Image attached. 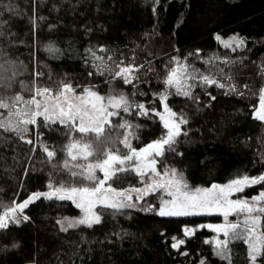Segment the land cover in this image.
Instances as JSON below:
<instances>
[{
    "label": "trees",
    "instance_id": "1",
    "mask_svg": "<svg viewBox=\"0 0 264 264\" xmlns=\"http://www.w3.org/2000/svg\"><path fill=\"white\" fill-rule=\"evenodd\" d=\"M217 36H237L244 44L230 50ZM176 57L202 67L206 74L210 71L202 60L218 57L231 64L220 62L218 72L223 74L215 72L224 88L210 85L197 88L191 97L170 96L168 105L188 122L174 150L167 147L160 158L159 168L177 170L193 188L264 175V122L254 118L264 88V0H0L4 85L16 73L11 86L0 87L1 92L31 97L34 87L55 91L61 83L80 89L93 86L101 92L115 86L148 110L160 111L158 97ZM121 62L139 68L132 84L114 77ZM136 121L140 131L134 148L166 135L155 115ZM120 122L116 119L114 125ZM123 134L124 129H113L110 135L122 139ZM39 138L41 144L36 142ZM76 138L78 133H68L58 123L45 128L43 121L31 125L24 139L0 129V215L14 206L13 201L48 192L49 184H89L62 169L68 158L65 146ZM43 146L56 152L51 161ZM100 147L119 148L120 154L128 151L118 141ZM111 183L119 190L142 185L131 170ZM263 190L260 182L241 195L251 198ZM145 201L157 204L152 198ZM97 212L99 224L61 231L57 221L80 216L81 210L71 200H35L24 209L28 220L0 229V264H229L216 254L214 232L198 228L220 217H168L138 208L98 207ZM191 226L195 231L185 236L184 229ZM173 237L185 243L172 248ZM228 239L230 264H252L248 245ZM256 264H264V255Z\"/></svg>",
    "mask_w": 264,
    "mask_h": 264
},
{
    "label": "snow or ice",
    "instance_id": "2",
    "mask_svg": "<svg viewBox=\"0 0 264 264\" xmlns=\"http://www.w3.org/2000/svg\"><path fill=\"white\" fill-rule=\"evenodd\" d=\"M217 40L221 38L216 37ZM225 47H231L235 43L237 47L244 44V40L238 37L230 38V41H222ZM103 51V49H101ZM95 56V53H93ZM97 60H103L104 57L97 56ZM110 59V57H109ZM176 61V67L169 69L164 83L166 86L175 89V94L191 97L192 85L186 83L188 80H196L197 76L189 71L187 64ZM211 63V61H209ZM227 63V61H225ZM123 65V62L116 65L117 70L114 72V77L123 80L124 84H132L138 79L134 75L139 71L135 65ZM3 66L0 65V68ZM139 67H143L140 65ZM195 71V70H193ZM16 75L12 73L8 85H4L5 77L0 74V87L11 86V80ZM39 75V74H35ZM91 75V73H89ZM199 79L207 85H216L224 88L225 85L218 83L212 75L199 74ZM229 79H231L229 77ZM23 88V82H21ZM244 87H247L245 85ZM30 99H25L22 95L16 94L13 97H0V109L8 110V116H15L16 122L5 118L0 119V129L6 132L15 133L21 139H24V134L29 132L28 125H37V118H42L44 127L47 128L50 124H60L68 133H78V139H71L70 143L65 146L67 156L71 161L84 160L88 161L90 157H97L95 163L87 164H72L69 161H64V167L68 170L71 177H78L89 182L88 186L82 187H60L53 188L48 185L50 191L44 193H33L21 203L13 201V207H7L6 211L0 215V229H6L9 222L18 224L21 217L17 212L23 213L35 200L44 197L46 199L57 198L59 200H71L75 206L83 212V216L78 219L68 220L67 228L63 227L61 221V231H67L68 228H75L80 225L92 227L94 224L101 222V215L95 209L97 206L102 208L120 209L123 207H134L133 204H125V200H131V191L137 193L143 192L147 194L155 189H168L167 195L170 200H162L157 214L159 216H190L201 214L219 213L223 215L225 221L228 220L230 214L242 216V220L237 222H229L224 225H202L213 231L223 233L224 237L237 240H243L248 245V256L252 264H256L258 257L264 255V192L258 196L252 197L251 202L246 199L232 200L229 197L236 192H242L246 186L255 185L264 182V175L260 177L250 178L244 176L239 179H233L227 185L213 184L211 188H196L194 191H189L188 185L182 182V179L177 178L175 169L165 170L163 176L157 170L156 164L158 161L154 157L163 156L165 146L170 150H174L172 145L176 143V138L181 135V125L187 124V120L183 117H177L167 105V94H160V101L163 104L164 112L167 114L160 115L163 121V126L167 130L166 135L159 140L149 143L146 147L139 150L131 147L129 137L131 132H125L123 138L117 136L115 139L110 135L113 129H128L131 125L127 122L113 125L111 117L119 116V111L129 112L131 107L128 98L120 93L118 95H109L108 97L101 96L91 88L83 89L82 93L78 94L76 89L68 83L61 85L53 91L47 87H34ZM231 91L235 92L236 87L231 86ZM243 95V93H240ZM40 97L41 99H37ZM215 99V97H211ZM23 104L22 109H17V105ZM144 114H147L148 109L144 104L136 105ZM13 109H16L13 111ZM116 109L117 111H110ZM4 113H0L3 116ZM254 118L264 122V88L260 89L259 107L254 113ZM186 135V133H184ZM123 145L128 151L120 154L119 148L104 147L101 145L116 143ZM26 143L31 144L32 140H26ZM43 151L47 158L51 161L56 152L49 150L47 146H43ZM73 169H81L76 171ZM103 173L102 178L96 175V170ZM134 171L140 177L149 176L157 177L152 183L145 185L144 189H131L118 191L113 188L108 182L118 177L119 173L126 171ZM164 177H169L167 180ZM174 189V190H173ZM142 199V196L137 195V200ZM151 210V209H150ZM23 220H28L26 215L22 216ZM195 229H184V235H191ZM172 248L179 249L185 243L183 239L172 238ZM208 243V241H205ZM229 239L220 240L216 238V254L223 259L229 260L228 252ZM186 254V253H185ZM203 264V262H201Z\"/></svg>",
    "mask_w": 264,
    "mask_h": 264
},
{
    "label": "rangeland",
    "instance_id": "3",
    "mask_svg": "<svg viewBox=\"0 0 264 264\" xmlns=\"http://www.w3.org/2000/svg\"><path fill=\"white\" fill-rule=\"evenodd\" d=\"M234 37H237V36H234ZM231 38H233V37H231ZM238 38H240V37H238ZM240 39H242V38H240ZM222 41H230V38H228V39H220V43L222 44V46H224V44L222 43ZM225 47V46H224ZM240 47H242V46H240ZM240 47H237L236 46V44L235 43H232V45H231V47H226V48H229L230 50H234V49H238V48H240ZM176 59L177 60H179V62L180 63H183V64H187L188 66H189V71L190 72H192L193 73V75H196L197 76V79L196 80H188V81H186V83L187 84H189V85H192V88H191V92L193 93L197 88H204L205 86H210V85H207V84H205L203 81H201L200 79H199V74L200 73H203V71H201L199 68H202V67H200V66H196V65H194V64H191V63H189L188 61H187V59H181V58H178V57H176ZM210 60H213V65L212 64H210L209 63V61ZM210 60H202V61H204L205 62V65H206V68H208V70L210 71L208 74H206V73H203L204 75H212L214 78H216L215 77V75L217 76V75H219V74H215V72H217V73H220V74H223L221 71L220 72H218L219 71V69L218 68H220V66L218 67V63H220V62H223V63H225V61H226V59H224V58H218V57H215V58H211ZM227 63H229L228 61H227ZM229 64H231V63H229ZM172 67H176V61L175 60H172V65H171V67L170 68H172ZM193 70H195V71H193ZM136 73L137 72H135L134 73V75L136 76ZM75 89H76V92L78 93V94H80V93H82V91H83V89H85V88H91L93 91H96L98 94H100L101 96H104V97H108L109 95H118V94H120V93H123L127 98H128V100H129V103H130V105H131V107H130V109H129V112H124L122 109H120V110H118L119 111V116H114V117H111L110 119L112 120V123H113V125H114V122H115V120L116 119H120V124L121 123H124V122H127V124H129V125H131V127L130 128H128V129H124V133L125 132H131L132 133V135L129 137V140H130V143H131V147L132 148H134L133 147V142L137 139V137H138V135H139V131H140V126H139V124L137 123V121H136V118L138 119L139 117H141V116H143V117H149V115L151 116V115H155L158 119H159V121L161 122V124L163 125V121L161 120V118H160V115H157V113H160L161 115H167L165 112H164V108L162 107V110H160V111H157V110H153V111H150V110H148V112H147V114H144L143 112H141V110L139 109V108H137L136 107V105H138L139 103H137L136 101H134V99L125 91V90H123V89H119V88H116L115 86H112V87H110V89H108L107 91H105V92H101V91H99L96 87H93V86H86V87H83V88H78V87H75V86H73ZM167 94V100H166V103H167V105H168V99L170 98V96H172L173 94H175V89L174 88H170V87H168V86H166L165 85V89H164V91L161 93V94ZM16 94H20V93H6V92H1L0 91V97H13V96H15ZM20 95H22V94H20ZM23 96V95H22ZM181 96H183V95H181ZM25 99H30L31 97H25V96H23ZM159 99H160V95H159V97H158ZM37 99H41L40 97H37ZM141 104H143V103H141ZM145 105V108L147 109V107H146V104H144ZM163 105V104H162ZM24 107V105L21 103V104H19V105H17V109H22ZM168 107L174 112V110L168 105ZM259 107V106H258ZM258 109V108H257ZM16 109H13V111H15ZM110 111H117L116 109H110ZM0 113H4V115L3 116H0V119H5V118H8V119H10V120H12L13 121V123H15L16 122V117L15 116H12V117H9L8 116V110H6V109H0ZM177 117H180V116H178L177 115ZM37 120H38V124L37 125H35V126H38L39 125V123H40V121H43L42 120V118H37ZM183 125L184 124H182L181 125V133H182V127H183ZM32 126H34V125H32ZM31 127V125H28V128H30ZM25 135V134H24ZM178 138V137H177ZM177 138H176V140H177ZM26 140H29L30 138H25ZM76 139H78V138H76ZM37 142V144H41V140H40V138L36 141ZM144 147H146V146H144ZM167 145L165 146V150H164V153L166 152V149H167ZM143 148V147H142ZM134 149H137V150H139V149H141V148H134ZM162 156H160V157H154L157 161H158V163L156 164V168H157V170L158 171H160L161 172V175L163 176V173H164V171L165 170H169V172H170V170L172 169V168H167V169H160L159 168V160H160V158H161ZM96 159H97V157H90L89 158V160L88 161H84V160H78V161H71L70 160V158L68 157L66 160H68L69 161V165L71 166L72 164H76V163H79V164H87V163H95L96 162ZM63 170H64V172L67 174V175H69V172H68V170L64 167V164H63V168H62ZM73 170H76V171H80L81 169H73ZM136 173V172H135ZM176 173H177V178L178 179H182V182H184V183H186L187 185H188V189L187 190H189V191H194L196 188H193V187H191L189 184H188V182L185 180V178H184V176L182 175V174H180V173H178V171L176 170ZM96 175L98 176V177H100V178H102V176H103V173L102 172H100L98 169L96 170ZM70 176V175H69ZM149 176H151V174H149ZM149 176H145V177H140L139 176V178L141 179V182H142V185L140 186V187H136V188H131V189H144L145 188V185L146 184H148V183H152V180L153 179H159V178H157V177H152L151 179L149 178ZM71 177V176H70ZM169 177H164V179L165 180H167ZM112 182V180H110L108 183L109 184H112L111 183ZM231 182V181H230ZM230 182H228V183H225V184H217V185H221V186H223V185H227V184H229ZM258 184V183H257ZM89 184H86V185H83V186H88ZM256 185V184H255ZM212 186V185H211ZM211 186H209V187H197V188H211ZM250 186H253V185H250ZM250 186H246L245 188H244V190L242 191V192H236V193H233L230 197H229V199H232V200H236V199H246V200H249L250 202H251V198H246V197H243L241 194L246 190V188H248V187H250ZM74 187H82V186H74ZM113 188H115L114 186H112ZM53 188H56V187H54L53 186ZM116 189V188H115ZM131 189H123V190H131ZM118 191H123V190H119V189H117ZM174 190V189H173ZM50 191V190H49ZM48 191V192H49ZM167 191H168V189H160V188H158V189H155L154 191H150V192H148L147 194H144L143 192H141V193H137V192H135V191H131V196H132V199L131 200H125L124 201V203L125 204H133L134 205V207H123V208H138V209H143V210H146V211H153V212H157L158 211V208H159V206H160V204H161V202H162V200H170L171 199V197L170 196H168L167 195ZM261 192H264V190L263 191H261ZM137 195H140V196H142V199H139V200H137ZM259 195V194H258ZM258 195H255V196H258ZM255 196H253V197H255ZM150 199V198H152L157 204L155 205V203H148L147 201H145V200H147V199ZM99 206H97L96 207V209H95V211L97 212V208H98ZM122 209V208H121ZM151 209V210H150ZM81 210V209H80ZM98 213V212H97ZM17 215L18 216H20L21 217V219H22V216H24V214L22 213H19V212H17ZM83 216V212L81 211V215L80 216H77V217H65V218H68V220H74V219H78V218H81ZM193 216H205V217H220V218H222L220 221H217V222H211V221H208V222H205V223H203V224H200L199 226H198V228H202L201 226L202 225H224L225 223H229V222H237L238 220H242L243 219V217L242 216H237V215H235V214H230L229 216H228V220L227 221H225V219H224V217H223V215H221V214H219V213H213V214H201V215H190V216H168V217H193ZM65 218H63L62 220H61V222L63 223V227H65V228H67V226H68V224H67V221L65 220ZM231 218H234V219H231ZM20 219V220H21ZM9 224H11V222H9ZM186 228H188V229H196L195 227H186ZM207 229H209V230H212V229H210V228H208V227H206ZM68 229H70V228H68ZM213 231V230H212ZM214 232V236L212 237V242H213V245H214V247H215V249H216V244H215V240H216V238H219L220 240H224V239H228V238H226V237H224V235H223V233H217V232H215V231H213ZM193 234V233H192ZM191 234V235H192ZM228 252H229V243H228Z\"/></svg>",
    "mask_w": 264,
    "mask_h": 264
}]
</instances>
